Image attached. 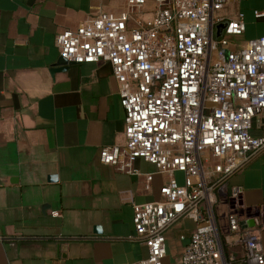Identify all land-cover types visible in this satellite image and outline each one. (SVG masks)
<instances>
[{
    "label": "crops",
    "instance_id": "obj_1",
    "mask_svg": "<svg viewBox=\"0 0 264 264\" xmlns=\"http://www.w3.org/2000/svg\"><path fill=\"white\" fill-rule=\"evenodd\" d=\"M125 5L0 0V264H132L147 256L136 237L134 205L162 199L169 177L143 158L134 161L133 174L101 162L102 147L125 139L111 63H77L51 73L61 58L56 40L62 31ZM256 10L264 11V0L230 2L220 10L225 18L245 15L246 29L232 37L233 49L264 36V16L256 17ZM253 134L264 135L263 119ZM175 178L185 183L183 172ZM228 185L241 189L242 203L219 201L218 232L223 240L230 233L227 216L235 208L244 223L232 241H223V253L241 261L244 231L260 236L264 253V147L233 172ZM195 228L186 215L168 226L163 264H182Z\"/></svg>",
    "mask_w": 264,
    "mask_h": 264
},
{
    "label": "built area",
    "instance_id": "obj_2",
    "mask_svg": "<svg viewBox=\"0 0 264 264\" xmlns=\"http://www.w3.org/2000/svg\"><path fill=\"white\" fill-rule=\"evenodd\" d=\"M241 1L126 0L119 13L99 11L57 36L61 57L109 61L118 82L125 139L102 147L101 162L133 174L134 161L143 158L169 177L162 199L134 205L136 237L148 253L132 264H163L165 231L182 215L196 223L182 264H264L254 231L238 238L246 250L241 261L224 257L223 241L242 229L235 208L227 216L230 233L223 240L218 232L219 201L242 203L241 189L230 187L228 176L264 147V135L253 134V120L264 112V36L233 49L232 37L246 29L245 15L219 13ZM176 172L184 173L185 183ZM151 181L147 174L146 189Z\"/></svg>",
    "mask_w": 264,
    "mask_h": 264
},
{
    "label": "water",
    "instance_id": "obj_3",
    "mask_svg": "<svg viewBox=\"0 0 264 264\" xmlns=\"http://www.w3.org/2000/svg\"><path fill=\"white\" fill-rule=\"evenodd\" d=\"M225 26H226V24H225L224 22H222V23H220V24L217 25V27H216V28H217V31H216V36H217V37H219V36L222 34V32H223ZM72 64H77V63H75V62H69V61H67L66 59H64L63 57H61V58L59 59L58 65H56V66H54L53 68H51V73L54 74V73H56V72L59 71V70H64V69L68 68V66H70V65H72ZM261 119H263V123H264V112H263L261 115H257V116L254 118V120H253V127H254V123H255L256 121H260ZM249 159H250V157H249L247 160H245L241 165H243V164H244L246 161H248ZM241 165H240V166H241ZM240 166H239V167H240ZM239 167H238V168H239ZM232 174H233V173H232ZM232 174H230V175L228 176V178H229ZM242 223H244V222H242ZM95 233H100V231H98V229L96 228Z\"/></svg>",
    "mask_w": 264,
    "mask_h": 264
}]
</instances>
